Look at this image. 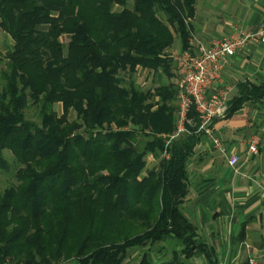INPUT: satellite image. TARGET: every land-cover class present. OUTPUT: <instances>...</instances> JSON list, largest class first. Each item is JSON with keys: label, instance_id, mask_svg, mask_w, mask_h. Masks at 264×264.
<instances>
[{"label": "trees", "instance_id": "trees-1", "mask_svg": "<svg viewBox=\"0 0 264 264\" xmlns=\"http://www.w3.org/2000/svg\"><path fill=\"white\" fill-rule=\"evenodd\" d=\"M196 4L0 0V30L14 41L0 85V169L5 150L18 167L0 193V264H123L129 250L167 237L182 250L158 264H189L197 253L215 264L182 211L198 114L171 139L178 88L144 91L126 78L140 68L174 75L167 52L177 37L189 46ZM249 102L264 107V85L239 84L227 117ZM149 156L159 166L142 177Z\"/></svg>", "mask_w": 264, "mask_h": 264}, {"label": "crops", "instance_id": "crops-1", "mask_svg": "<svg viewBox=\"0 0 264 264\" xmlns=\"http://www.w3.org/2000/svg\"><path fill=\"white\" fill-rule=\"evenodd\" d=\"M190 27L189 46L184 48L177 37V43L167 52L175 64L173 76H167L162 70L142 68L137 74L166 76L165 83L159 77L161 83L158 81L157 88L168 84L178 88L181 75L174 55L197 52L198 44L208 47L232 34L264 29V0H197ZM222 79L218 89L224 91L228 107L238 94L239 84L263 86L264 43H251L230 57ZM227 116L228 112L225 118H215L210 127L229 154L239 156L240 162L236 169L231 168L227 158L199 126L198 143L187 161L189 195L182 211L197 228L199 241L212 250L215 264L222 261L251 264L250 260L264 264V107L261 103L249 102ZM251 144L257 145V153L250 152ZM135 249L138 254H127L123 264H141L145 256L150 264L169 261L174 252H181L182 245L175 238L167 237L152 250L144 247L131 250ZM188 263L211 264L203 253H197Z\"/></svg>", "mask_w": 264, "mask_h": 264}, {"label": "built area", "instance_id": "built-area-1", "mask_svg": "<svg viewBox=\"0 0 264 264\" xmlns=\"http://www.w3.org/2000/svg\"><path fill=\"white\" fill-rule=\"evenodd\" d=\"M251 43H264V29L255 33L232 34L210 46L198 44V51H186L174 55L181 79L178 84L177 131L176 136L188 132L187 126L195 124L189 118L194 108L200 120V129L210 136L215 147L227 158L228 165L236 169L239 156L230 155L221 140L213 135L211 124L217 117L225 118L228 106L225 93L218 86L222 84V74L228 59L244 50ZM251 153H257L256 144H251ZM169 158L167 154L164 155ZM148 159H153L149 156ZM251 264L254 261L250 260ZM218 264H231L226 261Z\"/></svg>", "mask_w": 264, "mask_h": 264}, {"label": "rangeland", "instance_id": "rangeland-1", "mask_svg": "<svg viewBox=\"0 0 264 264\" xmlns=\"http://www.w3.org/2000/svg\"><path fill=\"white\" fill-rule=\"evenodd\" d=\"M134 4V0H127V7L128 8H132ZM63 41L65 43L68 42V38L64 37ZM177 43V40L176 42ZM14 46V41L11 39V37L7 36L5 33H3L0 30V85H4V80L2 78V73L4 70L7 69V53L13 48ZM162 75L159 76L155 75V76H151V75H146V74H142V75H138L137 73L135 75H133L132 77L126 76L127 78V82H134L135 85L144 91H154L157 89V84H159L158 81H160L161 79H159V77H161ZM178 78V77H177ZM163 82H167L166 76H162ZM161 83V81H160ZM158 99H156L157 101ZM175 106L176 108L178 107V102L177 100L175 101ZM54 110L58 115H61L63 112V108L61 104H57L54 106ZM27 117L30 120L33 121H38L39 120V109L37 107H33L31 106L27 111H26ZM75 118V114L72 113L70 116V119L73 120ZM115 130V129H113ZM4 157L8 163V168L6 169H0V193H3L6 189H8L10 186L14 185L17 183L16 181V172H17V165L14 161V157L13 154L10 150H5L4 151ZM147 167L146 169L143 171L142 173V177L146 176L147 173L153 169L159 166V161L155 160V159H147ZM137 252H139L137 249L135 250H130L128 252L129 256H133L138 254ZM59 264H78L74 257L70 258V259H65L63 260L61 263Z\"/></svg>", "mask_w": 264, "mask_h": 264}]
</instances>
